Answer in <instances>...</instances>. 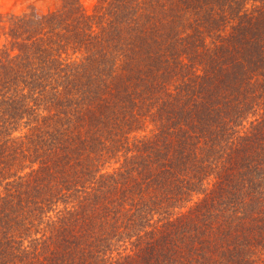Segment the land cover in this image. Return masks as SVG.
<instances>
[{
	"label": "trees",
	"instance_id": "trees-1",
	"mask_svg": "<svg viewBox=\"0 0 264 264\" xmlns=\"http://www.w3.org/2000/svg\"><path fill=\"white\" fill-rule=\"evenodd\" d=\"M0 264H264V0L0 11Z\"/></svg>",
	"mask_w": 264,
	"mask_h": 264
},
{
	"label": "rangeland",
	"instance_id": "rangeland-1",
	"mask_svg": "<svg viewBox=\"0 0 264 264\" xmlns=\"http://www.w3.org/2000/svg\"><path fill=\"white\" fill-rule=\"evenodd\" d=\"M88 13H93L97 0H80ZM61 0H0V11L23 12L31 9L47 11L59 7Z\"/></svg>",
	"mask_w": 264,
	"mask_h": 264
}]
</instances>
